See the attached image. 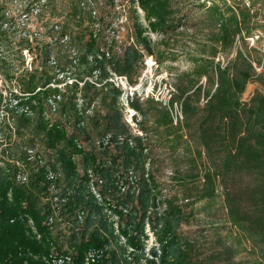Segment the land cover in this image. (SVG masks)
I'll return each mask as SVG.
<instances>
[{
  "label": "trees",
  "instance_id": "trees-1",
  "mask_svg": "<svg viewBox=\"0 0 264 264\" xmlns=\"http://www.w3.org/2000/svg\"><path fill=\"white\" fill-rule=\"evenodd\" d=\"M28 1L20 16L34 10L42 18L53 0ZM85 1L76 5L80 26L89 23ZM137 2L148 27L136 21L127 44L108 37L100 44L90 34L83 45L85 72L96 81L81 80V107L76 90L50 98L60 90L46 88L37 70L22 78L19 95L0 92V121L11 119L27 141L12 154L14 164L0 167V264H47L52 253L70 250L69 264H264V50L248 45L264 39V0ZM148 30L163 37L182 30L168 43L185 49L183 39L191 62L174 76L180 124L167 108L145 103L169 155L157 153L147 129L132 133L121 91L109 81L133 82L146 56L164 62ZM72 35L63 31L60 40L74 43ZM249 85L257 88L244 99ZM167 157L169 171L158 162ZM56 214L65 232L53 237L47 222ZM147 227L158 247H147ZM90 252L98 254L94 262L86 260Z\"/></svg>",
  "mask_w": 264,
  "mask_h": 264
},
{
  "label": "rangeland",
  "instance_id": "rangeland-1",
  "mask_svg": "<svg viewBox=\"0 0 264 264\" xmlns=\"http://www.w3.org/2000/svg\"><path fill=\"white\" fill-rule=\"evenodd\" d=\"M77 2L78 0H53L51 5L45 8L42 18L35 17L34 10H31L34 15L25 18L26 16H20L18 10L27 8L28 0H0V92L4 98L9 99L12 94L19 95L20 86L18 84L22 78L28 72L37 70L39 74L46 75L49 83L46 88L60 90V95L51 94L50 98L59 99L63 93L72 96L71 92L76 90V102L81 107L83 104L81 90L84 85L81 80L96 81L95 77H89L85 72L86 65L83 59L85 54L83 45L90 40V34L98 36L99 43H103L102 39L108 37L109 40L113 38L119 45H123L127 44L128 37L133 35L136 21L148 27L144 12L139 7L137 0H86L85 4L89 3L90 7H87L84 16L89 18V23L84 22L81 26L76 20ZM43 24H45L44 27ZM63 31L72 33L75 42H67L66 37L60 40ZM180 32L183 31L172 32L167 37H163L158 32L148 30L154 50L165 53L164 62L158 63L154 57L146 56L145 62L140 65L138 75L133 78V82L129 80L128 83H121L116 77L109 80L115 88L119 84L118 89L122 94V103H120L123 106V120L132 133L143 135V130L147 129L151 134L150 139L157 153L163 152L167 155H169L170 145L159 149L160 137L158 136L162 130L157 132L154 123L155 112L145 103L148 100L155 103L165 102L168 92L173 90L175 74L185 73L191 68L189 57L182 55L183 52L188 54L187 43L182 39L185 49H177L173 43H168V40L172 38L179 40ZM260 36L264 37V35ZM258 38L248 40L249 48L255 47L258 50L260 48L264 50V39L258 43ZM76 48L80 50V54ZM242 50H244L243 46ZM218 58L221 62L225 60L221 54ZM256 88L257 85H249L244 99L249 98ZM133 94H135L134 104L140 106L147 113L146 120L132 108L133 102L125 106ZM51 101H53L51 104L56 106L57 103L54 100ZM50 116L52 119L57 118V114L54 113ZM12 123L11 119H7L6 123L0 121V167H5L6 162L14 164L12 154H15L22 142H27L16 134L14 127H11ZM35 148L38 151H43L38 144ZM162 160L158 159V162L163 167L170 166L171 160L168 157ZM168 169L170 168H167L166 171ZM164 179L167 177H163V182ZM17 180H24L20 172ZM164 192L168 193L169 191ZM177 192V189H170L169 193L172 195ZM58 218L56 214L52 220L47 222V232L53 237L58 231L65 232V226ZM30 225L34 226L32 222ZM189 228L184 226L183 229L188 230ZM150 246L151 241L147 244V247Z\"/></svg>",
  "mask_w": 264,
  "mask_h": 264
},
{
  "label": "built area",
  "instance_id": "built-area-1",
  "mask_svg": "<svg viewBox=\"0 0 264 264\" xmlns=\"http://www.w3.org/2000/svg\"><path fill=\"white\" fill-rule=\"evenodd\" d=\"M224 59V58H223ZM217 61H220V58L217 59ZM225 60H223V64H224ZM116 77L117 80H120V82L124 83H128V78L126 76H114ZM204 82V81H203ZM117 88H119V84L117 85ZM172 91L168 92V98L165 102H159L158 104H160L162 107L167 108L170 111L171 114V118L173 121L174 125H178L183 121V112H182V108L181 106L176 103L173 102V94L175 92V89L172 87ZM134 96L135 94H133L127 101V104L125 106H128L130 104V102L134 101ZM128 98V97H127ZM122 99V94H121V98H120V102ZM204 102V100H202ZM122 103V102H121ZM50 179H54L53 175L50 176ZM94 193L97 195V197L99 198V195L97 194L95 188H93ZM53 218V217H52ZM52 218H50L49 220H52ZM116 220V219H115ZM146 234L148 235L149 239L146 241V243L148 244L151 241V246L150 247H155L157 245L154 235L151 232L150 228L147 227L146 229ZM148 247V248H150ZM76 255V252L74 250H70L67 253H52L47 259L46 262L47 264H69L72 263L74 260V256ZM98 254L96 252H90L88 257L86 258V260L88 262H94L96 260V258Z\"/></svg>",
  "mask_w": 264,
  "mask_h": 264
}]
</instances>
